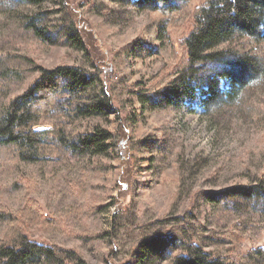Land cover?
<instances>
[{
  "label": "rangeland",
  "instance_id": "rangeland-1",
  "mask_svg": "<svg viewBox=\"0 0 264 264\" xmlns=\"http://www.w3.org/2000/svg\"><path fill=\"white\" fill-rule=\"evenodd\" d=\"M198 4L177 3L168 32L153 28L150 11L123 0H0V124L38 78L37 66L82 67L99 75L109 94L107 117L84 116L59 94L53 111L36 122L50 131L29 160L19 144L0 140V241L11 221L1 214L20 212L33 199L58 226L28 237L75 251L80 260L46 264H171L184 252L181 243L169 241L149 255L139 244L182 218L198 220L196 242L206 252L227 255L234 230L243 242L233 258L264 249V198L233 191L264 187V79L224 105L208 109L199 98L189 100L191 111L183 114H143L129 93L166 63H177L182 27ZM73 22L80 49L65 35ZM219 49L248 52L264 63V46L248 39ZM222 88L228 93L232 85L222 80ZM104 130L113 135L106 154L72 148L81 135Z\"/></svg>",
  "mask_w": 264,
  "mask_h": 264
},
{
  "label": "trees",
  "instance_id": "trees-1",
  "mask_svg": "<svg viewBox=\"0 0 264 264\" xmlns=\"http://www.w3.org/2000/svg\"><path fill=\"white\" fill-rule=\"evenodd\" d=\"M31 1L40 4L46 0ZM79 1L87 4L93 2ZM123 1L150 11L153 28L161 27L169 32L177 3L190 5L194 0ZM197 1L199 4L193 19L182 27L183 36L174 52L177 63H166L159 75L137 83L129 92L137 96L143 114L156 110H173L183 114L191 111L188 101L197 98L208 109L218 104L224 105L241 90L264 79V63L259 57L248 52L219 49L238 38L264 46V0ZM65 29L72 46L82 48V34L77 25L73 22ZM36 33L46 37L39 31ZM37 69L40 72L38 78L9 105L0 124V140L19 144L22 157L27 160L33 156L41 136L50 131V127L38 126L36 122L53 111L59 94L64 93L74 100L78 111L84 116L107 117L109 113V94L99 75L77 66L54 69L37 66ZM222 80L231 83L230 92L223 90ZM112 136L105 130L83 134L72 148L91 155H104L108 152V142ZM233 191L248 198L256 195L264 198V187H240ZM1 215L9 216L11 221L7 234L0 241V264L80 261L75 251L59 248L55 244H39L28 237L27 233L38 229L52 234L58 226V221L47 217L37 201L29 200L26 208L20 212L6 210ZM168 223L152 240L140 242L139 247L144 254L156 253L169 241H177L184 246V252L176 255L171 264L264 263V249L252 251L242 258L232 257L243 242V234L239 230L227 234L230 249L227 255L221 256L206 252L196 242L195 231L201 226L195 218L168 220Z\"/></svg>",
  "mask_w": 264,
  "mask_h": 264
}]
</instances>
